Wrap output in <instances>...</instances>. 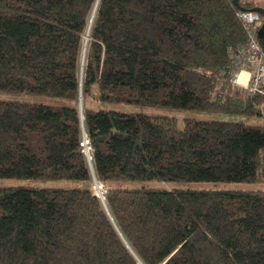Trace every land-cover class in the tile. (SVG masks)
Wrapping results in <instances>:
<instances>
[{
    "label": "trees",
    "instance_id": "1",
    "mask_svg": "<svg viewBox=\"0 0 264 264\" xmlns=\"http://www.w3.org/2000/svg\"><path fill=\"white\" fill-rule=\"evenodd\" d=\"M241 10L234 0H0V91L67 100L0 99V179L87 183L0 185V264H264V127L92 108L264 116V94L233 82L232 54L247 44ZM224 181L261 187L188 186Z\"/></svg>",
    "mask_w": 264,
    "mask_h": 264
},
{
    "label": "rangeland",
    "instance_id": "2",
    "mask_svg": "<svg viewBox=\"0 0 264 264\" xmlns=\"http://www.w3.org/2000/svg\"><path fill=\"white\" fill-rule=\"evenodd\" d=\"M264 4V3H261ZM261 25L264 28V17H261ZM89 31L85 35V41H89L88 37ZM264 46V39L262 40ZM0 99L9 100V101H22V102H31V103H41L53 108H59L64 104H67V100L61 97L48 96L33 94L29 92H18L14 90H1ZM82 108H83V99H82ZM94 109H114L126 113H145L152 116H167L174 117L177 119L180 127L183 126V122L187 118H196V119H208V120H220V121H232L240 122L250 126H259L264 127V116H244V115H234L226 113H216L210 111H200L194 109L186 108H172V107H160V106H147V105H130L119 102H106V103H95L92 105ZM127 187H141L147 185L154 186H169L166 182L161 181H133L127 182ZM0 185L2 186H27V187H56L63 189H71L78 186L87 185V183L79 182L71 179H61V178H46L43 176L38 177H23V178H2L0 179ZM104 190H107V186L102 185ZM189 187L192 188H227V189H245V188H259V184L254 183H238L233 181H224L219 183L213 182H190L188 183ZM95 188V185H94ZM97 189L100 190L101 187L97 186Z\"/></svg>",
    "mask_w": 264,
    "mask_h": 264
},
{
    "label": "built area",
    "instance_id": "3",
    "mask_svg": "<svg viewBox=\"0 0 264 264\" xmlns=\"http://www.w3.org/2000/svg\"><path fill=\"white\" fill-rule=\"evenodd\" d=\"M238 16L247 33V44L237 55L232 54L233 82L244 87L250 95L264 94V46L259 36L261 14L252 10H241ZM244 74L247 78L242 80ZM262 108L264 113V106ZM81 146L89 159L91 145L87 134L83 136Z\"/></svg>",
    "mask_w": 264,
    "mask_h": 264
},
{
    "label": "water",
    "instance_id": "4",
    "mask_svg": "<svg viewBox=\"0 0 264 264\" xmlns=\"http://www.w3.org/2000/svg\"><path fill=\"white\" fill-rule=\"evenodd\" d=\"M234 4H235L237 7H239L240 9H242V10H247L245 7H243V6L239 3V0H234ZM248 10H252V11L259 12L261 15L264 16V7H261V6H254V7L250 8V9H248ZM259 36H260L261 39H264V28H263V27L260 29ZM82 99H83V96L80 94V97H79V105H80V110H81V111H82ZM81 118H82V119L84 118V116H83L82 113H81ZM85 134H87V133L85 132V130H84V128H83V136H84ZM89 159H91V157H90ZM90 165H91V169H92V164L90 163ZM92 171H93V169H92ZM93 173H94V172H93ZM93 180L96 181V177H95V175H93ZM97 195H98L99 197H101V199H102L103 202H105V197L100 196L99 194H97Z\"/></svg>",
    "mask_w": 264,
    "mask_h": 264
},
{
    "label": "bare ground",
    "instance_id": "5",
    "mask_svg": "<svg viewBox=\"0 0 264 264\" xmlns=\"http://www.w3.org/2000/svg\"><path fill=\"white\" fill-rule=\"evenodd\" d=\"M247 78V75H243L242 76V80H245ZM97 186H100L101 187V189L100 190H98L97 189ZM95 190L98 192V194H100L101 196L103 195V186H102V184L100 183V182H98V180L96 179V183H95Z\"/></svg>",
    "mask_w": 264,
    "mask_h": 264
},
{
    "label": "crops",
    "instance_id": "6",
    "mask_svg": "<svg viewBox=\"0 0 264 264\" xmlns=\"http://www.w3.org/2000/svg\"><path fill=\"white\" fill-rule=\"evenodd\" d=\"M254 1H256L257 3H264V0H254ZM260 26H261V28H262L261 23H260ZM262 40H263V39H261V42H262Z\"/></svg>",
    "mask_w": 264,
    "mask_h": 264
},
{
    "label": "flooded vegetation",
    "instance_id": "7",
    "mask_svg": "<svg viewBox=\"0 0 264 264\" xmlns=\"http://www.w3.org/2000/svg\"><path fill=\"white\" fill-rule=\"evenodd\" d=\"M255 6H261V7H264V4H261V3H256ZM261 17H264L263 15H261Z\"/></svg>",
    "mask_w": 264,
    "mask_h": 264
}]
</instances>
